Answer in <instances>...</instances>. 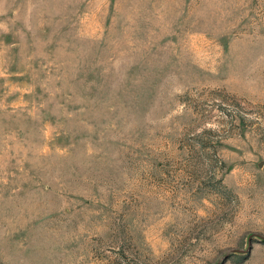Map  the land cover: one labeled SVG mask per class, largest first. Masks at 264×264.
I'll use <instances>...</instances> for the list:
<instances>
[{"label":"rangeland","instance_id":"rangeland-1","mask_svg":"<svg viewBox=\"0 0 264 264\" xmlns=\"http://www.w3.org/2000/svg\"><path fill=\"white\" fill-rule=\"evenodd\" d=\"M0 264H264V0H0Z\"/></svg>","mask_w":264,"mask_h":264}]
</instances>
